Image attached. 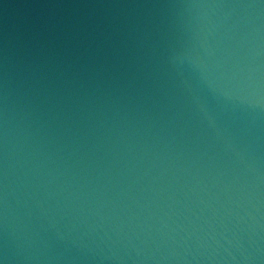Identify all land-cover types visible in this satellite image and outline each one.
Segmentation results:
<instances>
[{"label":"water","instance_id":"water-1","mask_svg":"<svg viewBox=\"0 0 264 264\" xmlns=\"http://www.w3.org/2000/svg\"><path fill=\"white\" fill-rule=\"evenodd\" d=\"M0 264H264V0H0Z\"/></svg>","mask_w":264,"mask_h":264}]
</instances>
